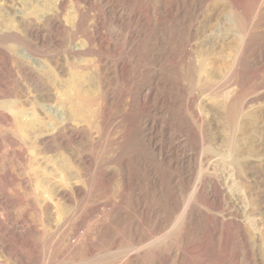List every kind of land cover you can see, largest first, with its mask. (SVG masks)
<instances>
[{
  "label": "bare ground",
  "instance_id": "1",
  "mask_svg": "<svg viewBox=\"0 0 264 264\" xmlns=\"http://www.w3.org/2000/svg\"><path fill=\"white\" fill-rule=\"evenodd\" d=\"M262 88L264 0H0V264H264Z\"/></svg>",
  "mask_w": 264,
  "mask_h": 264
},
{
  "label": "rangeland",
  "instance_id": "2",
  "mask_svg": "<svg viewBox=\"0 0 264 264\" xmlns=\"http://www.w3.org/2000/svg\"><path fill=\"white\" fill-rule=\"evenodd\" d=\"M218 9H219L221 12H223V11L221 10L222 8H218ZM218 9H217V11H216V12H217L216 16H219V17H220V14H221V13L218 12V11H219ZM219 13H220V14H219ZM218 14H219V15H218ZM219 17H217V18H219ZM217 18L215 17V20H216ZM215 22H216V21H215ZM90 74H91V72H90ZM226 81H227V80H226ZM226 81L224 80L223 82H221V84L217 83V84L214 85V87H213V92H215L216 95L219 94L218 97H219L220 99H222V100H224V99H223L224 97H223L222 87L227 83ZM224 82H225V83H224ZM218 84H219V85H218ZM220 85H221V86H220ZM223 88H224V87H223ZM262 89H263V90H262ZM262 89L259 91L260 93H259V92H258L257 94H255V93H251V94L249 95L250 98H251V97L253 98V97H255V96H258L259 99L257 98V101H258V102H257V104L255 103V104H256L255 107H256L257 105H259V106L261 107V108H259L260 110H264V105L262 104V103H264V97H262V96H264V88H262ZM189 90H190V93H189ZM187 91H188V92H187ZM187 91H186L187 93H186L185 95H187V94H188V95H187V97H185V99L189 97V94H191V91L193 92L192 89H188ZM194 92H195V91H194ZM194 92H193L192 94H195ZM217 92H218V93H217ZM219 92H220V93H219ZM261 92H262V93H261ZM220 95H222V96L220 97ZM261 95H262V96H261ZM190 96H191V95H190ZM260 96H261V97H260ZM252 98H251V99H252ZM251 99H250V100H251ZM253 99H254V98H253ZM259 100H260V101H259ZM262 100H263V101H262ZM213 102H214V101H211V100H210V102L208 101L207 110H209L210 112H211V110H213L212 112H214V111L217 112V111H218V107L215 106L214 104H215V103H218V102H215L214 104H213ZM259 102H260V103H259ZM213 105H214V106H213ZM210 106H211V107H210ZM259 106H257V107H259ZM214 107H215V108H214ZM208 108H209V109H208ZM213 108H214V109H213ZM247 108H248V109H245L246 112H251L252 115H251L250 117H252L253 119H252V118H249V122H250V123H249V122L246 123V122L248 121L247 118H245L246 120L244 119V117L241 118V119H239L240 123H238L237 125H238V126L240 125V126L238 127V128H240V129L243 128V127H241V126L246 127L245 125H247L248 127H249V125H250V126H255V127H256V124H257V123H255V122H256V120H257V117H256V116H257V112H256L257 110H256V108L251 107L250 105H249V107H247ZM253 108H254V109H253ZM252 110H253V111H252ZM209 111H206V112L209 113ZM253 113H255L256 116H254ZM208 117H209V114H208ZM222 119H223V118H222ZM241 120H242V121H241ZM243 120H245V121H243ZM251 120H253V121H251ZM242 122H244V123H243L244 125L241 124ZM112 124H113V123H112ZM248 124H249V125H248ZM253 124H254V125H253ZM248 127L243 128L247 133H246L243 129L240 130V132L236 130V131L238 132L239 137H240L241 135H243V133H244V135H245L244 137L241 136V137H243V138H245L246 136L248 137V136L254 134V133H252V132H253L254 129H256V128H255V127L250 128V129L252 130V132H251L250 129H249ZM247 129H248V130H247ZM248 131H250L251 134H250V132H249V134H248ZM113 133H114V134H113ZM116 133H117V130L114 128V131L112 132L113 137H112V136L110 137L111 141H112V139H113V141H114V139L117 137V136H116V135H117ZM239 133H240V134H239ZM247 134H248V135H247ZM251 138H252V136H250V139H251ZM109 148H111V150H112V147H111V146H110ZM106 151H107V150H106ZM106 151L104 150L105 153H102V152H101V149H100V152H101V153H100L99 151H97V152L95 153V155H96L97 158H98V161H99L101 164H103V165H104L105 163L107 164L106 161L109 160V159H108V158H109V155H108V154L110 153V155H111V153H112L113 150L110 152V149H108V153H106ZM105 155H106L107 157H106ZM106 158H107V160H106ZM225 173H226V172H225ZM225 173H224V174H225ZM112 184H113V185H112ZM112 184H111L110 186L112 187L111 189L113 190V188L115 187V185H114L115 183H112ZM114 190H115V189H114ZM114 190H113V191H114ZM113 191H112V192H113ZM110 195H111V196L108 197V198H111V197L113 198V197H114V194L111 193ZM263 195H264V192H263ZM108 196H109V195H108ZM104 197H106V196H104ZM72 209H73V208H71V210H69L70 212L68 211V212L66 213V216H67V217H68V215L73 214V212H72L73 210H72ZM108 219H109V218H108ZM109 220H110V219H109ZM171 235H172V234H170L169 236H168V235H165V236H164L165 238L163 237V240H162V241H164V240L167 241L168 238H169ZM169 239H170V238H169ZM162 241H159V242H162ZM154 245H157V242H156Z\"/></svg>",
  "mask_w": 264,
  "mask_h": 264
}]
</instances>
